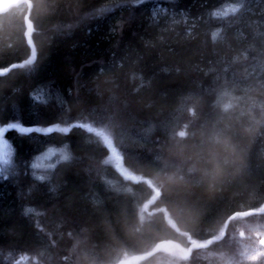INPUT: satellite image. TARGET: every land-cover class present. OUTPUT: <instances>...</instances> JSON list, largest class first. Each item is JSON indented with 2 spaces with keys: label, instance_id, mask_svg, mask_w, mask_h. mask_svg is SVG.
<instances>
[{
  "label": "trees",
  "instance_id": "trees-1",
  "mask_svg": "<svg viewBox=\"0 0 264 264\" xmlns=\"http://www.w3.org/2000/svg\"><path fill=\"white\" fill-rule=\"evenodd\" d=\"M27 12L0 14V127L69 132L6 133L0 264H168L164 246L264 264L247 248L264 231V0H31L30 34ZM214 134L243 151L210 188ZM51 146L71 158L32 167Z\"/></svg>",
  "mask_w": 264,
  "mask_h": 264
},
{
  "label": "snow or ice",
  "instance_id": "snow-or-ice-1",
  "mask_svg": "<svg viewBox=\"0 0 264 264\" xmlns=\"http://www.w3.org/2000/svg\"><path fill=\"white\" fill-rule=\"evenodd\" d=\"M137 4H141L144 3L145 0H136ZM105 10H101V12H104ZM106 11H110L109 9H107ZM232 12H236L237 9L236 8H232L231 9ZM217 16H220L221 13H216ZM223 15H227V13H223ZM219 36L218 32H213L212 33V38L213 40H215L217 37ZM36 54L34 53L32 55V57L26 61V64L29 68H31V66L34 65V62L36 60ZM21 67L23 68L24 65L22 64ZM49 95V93L47 92V90L45 89H41L39 91V95H38V100L41 103H45V96ZM49 98H52L51 96H49ZM55 99L59 102L60 98L59 96H55ZM81 127L86 128L87 131L89 133H95L97 135H100L103 137V141H104V145L106 147V149L109 151L110 153V158H111V154H116L118 155V153H116V149L113 147V142L111 140V137L104 132H100L98 131L97 127H93V126H89V125H81ZM10 131H16L19 134H31V133H38V134H49L52 133L54 131H59L61 133H68L69 132V128L68 127H24L21 126V123L19 122H10L7 123V125L5 127H0V177H2L4 180L8 179V176L10 174V171L8 169V165L11 161V158L13 156V147L10 144V141L6 138V133L10 132ZM60 158L62 160H69L71 158L70 154L67 152L61 153ZM106 163L108 161H105ZM38 165H32V167H37ZM35 179L39 180V181H44L47 179V177L40 175V176H35ZM27 211H31L26 210Z\"/></svg>",
  "mask_w": 264,
  "mask_h": 264
},
{
  "label": "rangeland",
  "instance_id": "rangeland-1",
  "mask_svg": "<svg viewBox=\"0 0 264 264\" xmlns=\"http://www.w3.org/2000/svg\"><path fill=\"white\" fill-rule=\"evenodd\" d=\"M156 11L157 12L165 11V8L159 5L156 8ZM64 150H65L64 147H55V146L48 147L46 150L42 152V154H40V156L41 155L42 156L41 157L39 156L40 158L37 160V164L35 162V165L40 166V168L53 167L58 161L62 160L60 158L61 153L67 152L66 150L65 151ZM116 153H118V155L111 154V158L109 155L108 160L111 161L113 164L117 165L125 174L129 175L130 173L128 172V170L122 165L120 152L117 149H116ZM12 159H13V156L11 158L9 165L11 164ZM49 162L51 163L49 164ZM134 177H137V176L134 175ZM237 233L241 238L250 237V234H246V231L242 229L240 226L237 229ZM164 247H166L165 248L167 251L166 253L170 255L169 256L167 254H164L165 255L164 259L166 260L168 264H184V262H188L184 258L185 253L183 251L177 249L174 246H164ZM247 248L248 249L252 248L253 251H256L257 252L256 255L258 257L259 255H263L264 257V231L254 232L253 238H251V240L249 241ZM209 257H211V255L210 256L208 255V258ZM116 264H137V260H129V258H125L124 261L118 262Z\"/></svg>",
  "mask_w": 264,
  "mask_h": 264
},
{
  "label": "clouds",
  "instance_id": "clouds-1",
  "mask_svg": "<svg viewBox=\"0 0 264 264\" xmlns=\"http://www.w3.org/2000/svg\"><path fill=\"white\" fill-rule=\"evenodd\" d=\"M244 131L248 132L250 129ZM212 141L214 147L209 151V168L205 173L210 188L220 182L228 174L229 168L242 159L243 151L228 135L214 134Z\"/></svg>",
  "mask_w": 264,
  "mask_h": 264
},
{
  "label": "water",
  "instance_id": "water-1",
  "mask_svg": "<svg viewBox=\"0 0 264 264\" xmlns=\"http://www.w3.org/2000/svg\"><path fill=\"white\" fill-rule=\"evenodd\" d=\"M23 5H27L28 6V12H27V15H26V21H27V27H28L27 34H30L31 29H32L31 24L29 22V15H30V11H31V0H0V14L8 12L14 7H19V6H23ZM28 41H29L30 46L32 47V55H33L35 53V46H34L32 40H31L30 35H29V40ZM2 73H4V71L0 72V74H2Z\"/></svg>",
  "mask_w": 264,
  "mask_h": 264
}]
</instances>
